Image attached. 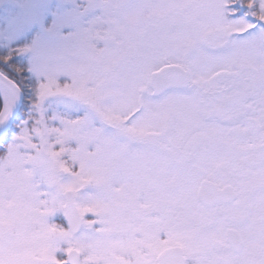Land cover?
Returning <instances> with one entry per match:
<instances>
[{
	"label": "snow or ice",
	"instance_id": "6c2138e0",
	"mask_svg": "<svg viewBox=\"0 0 264 264\" xmlns=\"http://www.w3.org/2000/svg\"><path fill=\"white\" fill-rule=\"evenodd\" d=\"M0 264H264V0H0Z\"/></svg>",
	"mask_w": 264,
	"mask_h": 264
}]
</instances>
